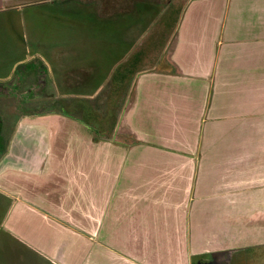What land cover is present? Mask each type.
Returning <instances> with one entry per match:
<instances>
[{"label":"crops","instance_id":"1","mask_svg":"<svg viewBox=\"0 0 264 264\" xmlns=\"http://www.w3.org/2000/svg\"><path fill=\"white\" fill-rule=\"evenodd\" d=\"M25 4L74 19L58 55L14 59L23 73L0 77L1 94L67 98L24 115L0 156L10 237L50 264H235L264 248V0L0 11Z\"/></svg>","mask_w":264,"mask_h":264},{"label":"rangeland","instance_id":"2","mask_svg":"<svg viewBox=\"0 0 264 264\" xmlns=\"http://www.w3.org/2000/svg\"><path fill=\"white\" fill-rule=\"evenodd\" d=\"M80 15H85V13L81 12ZM72 19L74 18L69 13L67 15H59V19H57L55 11L40 5L25 4L1 10L0 77L10 74L12 71L11 61L14 59H23L24 57L37 56L38 54L48 57L58 55L60 48L57 47V43L62 38V32H59L60 36H57L59 27L67 26ZM65 33L67 34L66 31ZM13 71L11 73L18 76L23 73L24 69L19 68ZM27 72L32 73L33 71L28 69ZM46 83L50 84L48 77L46 78ZM99 83L101 89L98 92L95 103L98 106H102L110 90L111 82L103 79L99 80ZM69 98L82 101L77 96H70ZM66 99V96L56 94L35 95V92L24 94L20 91L7 95L0 94V140L2 145L4 147L8 145L9 147L11 138L17 136L14 134H18L16 132L18 122L24 115L55 113L61 102ZM254 130H256L257 136L259 134L264 136V128H262L261 132H259L258 128H254ZM259 146L264 147L263 140ZM14 148L15 140L12 144V149ZM5 165L4 161H0V170ZM8 208L9 199L0 194V264H50L48 260L40 257L32 250L30 251L26 243L13 239L7 233L4 219ZM233 260H235V264H264V248L252 247L240 250L234 253Z\"/></svg>","mask_w":264,"mask_h":264},{"label":"flooded vegetation","instance_id":"3","mask_svg":"<svg viewBox=\"0 0 264 264\" xmlns=\"http://www.w3.org/2000/svg\"><path fill=\"white\" fill-rule=\"evenodd\" d=\"M29 70H32L33 72H35V69H33L32 67L29 68ZM7 86V85H6ZM3 88L0 87V91H2ZM1 94V93H0ZM3 95H7V94H3ZM6 149V148H5ZM6 152V150H4V152L0 153V156L3 155Z\"/></svg>","mask_w":264,"mask_h":264},{"label":"trees","instance_id":"4","mask_svg":"<svg viewBox=\"0 0 264 264\" xmlns=\"http://www.w3.org/2000/svg\"><path fill=\"white\" fill-rule=\"evenodd\" d=\"M4 146L2 145V141L0 140V152H4L5 150V147L3 148Z\"/></svg>","mask_w":264,"mask_h":264},{"label":"water","instance_id":"5","mask_svg":"<svg viewBox=\"0 0 264 264\" xmlns=\"http://www.w3.org/2000/svg\"><path fill=\"white\" fill-rule=\"evenodd\" d=\"M218 256H219V255H217V256H215V255H214V256H209V257H208V258H209L208 260H209V261H210V260L212 261V258H213V257H218ZM212 263L214 264L213 261H212ZM205 264H208V261H207ZM210 264H211V263H210Z\"/></svg>","mask_w":264,"mask_h":264}]
</instances>
